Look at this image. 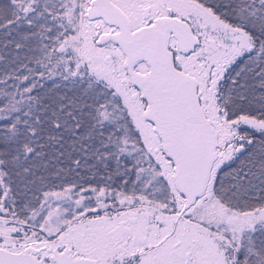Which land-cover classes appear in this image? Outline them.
<instances>
[{"label": "snow or ice", "instance_id": "obj_1", "mask_svg": "<svg viewBox=\"0 0 264 264\" xmlns=\"http://www.w3.org/2000/svg\"><path fill=\"white\" fill-rule=\"evenodd\" d=\"M0 264H264V0H0Z\"/></svg>", "mask_w": 264, "mask_h": 264}]
</instances>
